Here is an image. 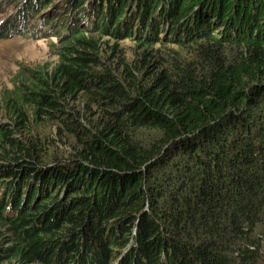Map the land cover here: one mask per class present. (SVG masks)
Returning <instances> with one entry per match:
<instances>
[{
  "label": "trees",
  "instance_id": "trees-1",
  "mask_svg": "<svg viewBox=\"0 0 264 264\" xmlns=\"http://www.w3.org/2000/svg\"><path fill=\"white\" fill-rule=\"evenodd\" d=\"M68 1L55 11L73 24L64 26L70 54L0 91L9 117L0 121V192L16 210L0 211V264H68L71 253L81 264L112 255L159 264L166 254L180 264H264V0H155L151 13L163 10L173 31L161 35L162 19L146 18L152 34L140 43L173 35L186 57L160 65L145 51L119 72L94 69L100 57L84 30H107L118 13L114 33L129 37L118 31L128 1ZM82 93L99 108L71 106ZM26 185L42 199L21 208L24 192L15 194ZM60 232L74 243L57 252Z\"/></svg>",
  "mask_w": 264,
  "mask_h": 264
},
{
  "label": "rangeland",
  "instance_id": "rangeland-1",
  "mask_svg": "<svg viewBox=\"0 0 264 264\" xmlns=\"http://www.w3.org/2000/svg\"><path fill=\"white\" fill-rule=\"evenodd\" d=\"M25 1L26 6L21 8ZM48 1L0 0V90L6 86L11 87V84L29 80L31 76L29 73L30 70L52 71V68L55 67L64 53L70 54L71 47H69L67 42V37L70 34H67L64 28V24L67 21L62 20L61 22L62 15L55 11V5L57 3L62 1L66 4L69 1L51 0V3ZM87 1L85 6L87 5ZM89 1L91 4L95 0ZM127 1L124 16L121 17V19L127 22L123 23L122 30L118 31L125 33V35L131 34L129 37L118 39L114 33L115 28H113V25L104 31L103 28L84 31L86 37L92 39L96 44V52L100 57L99 63L94 66V69L111 68V70L119 72L125 62L133 63L135 60H140L145 51L156 54L157 57L151 58V61L159 60L160 65L169 62L171 55L177 58L186 57L185 54L180 53L179 45H175L174 40L171 39L173 35L167 37L164 43L157 44L154 47H147L140 43L139 38L149 39L152 34L148 32V26L142 22L146 18L154 22L162 19L163 22L160 23V26L166 31L167 35H170L173 30L166 27L163 18L160 16V13L164 12L163 10L161 12L158 7L155 13H151L153 8L158 6H154L153 2L155 0H143L145 6L143 4L140 5V0ZM166 4L170 6L172 3L167 1ZM35 5L37 7L34 8ZM49 12L50 14H48ZM47 14L48 16L45 18ZM117 14L114 16L116 17ZM205 17L207 18L208 15ZM209 18L212 19V17ZM204 21V25L206 26V20ZM72 25V22H68V29ZM218 25L217 23H212L207 28L216 29ZM182 26H184V23ZM109 30L112 32H109ZM161 35L163 34L161 33ZM163 44L166 45L162 46ZM231 49H234V47H231ZM154 50L158 51L155 53ZM148 56L147 54L146 59H148ZM151 73L153 71H150L149 74ZM122 85L128 91V84ZM71 104L96 106L92 105V102L87 100L84 94L79 95ZM97 116L95 115L94 118H97ZM1 119L6 120L8 117L5 115L3 117L0 116ZM40 130L47 135L49 140L62 141V138L58 134L56 136L53 128L42 127ZM1 185L6 186L7 184ZM50 202L54 206L52 212L61 214L59 205L51 200ZM6 235L8 237L2 239L3 246H13L15 236L12 233ZM5 260L6 258L2 264H7ZM10 263H15V260L8 262V264ZM68 264H70L69 261Z\"/></svg>",
  "mask_w": 264,
  "mask_h": 264
},
{
  "label": "clouds",
  "instance_id": "clouds-1",
  "mask_svg": "<svg viewBox=\"0 0 264 264\" xmlns=\"http://www.w3.org/2000/svg\"><path fill=\"white\" fill-rule=\"evenodd\" d=\"M105 4H106V6H105V8L107 9L108 8V5H107V2H105ZM106 20H107V18H106ZM114 20H115V16L114 17H112V20H110V22H111V24L112 25H114L113 23H114ZM105 21V20H104ZM120 21H122V23H121V28L119 29V30H122V28H123V23H126L127 21H124L123 19H121ZM70 22V21H69ZM65 24H68L67 22L65 23ZM65 24H64V26H65ZM138 25V24H137ZM117 26V25H116ZM115 26V27H116ZM114 27V28H115ZM136 27V26H135ZM68 29H66V31H67ZM85 30H93V28L92 29H85ZM84 30V31H85ZM162 34H166V31L164 30L163 32H162ZM124 86V85H123ZM13 87V84H11V87H4V88H2L1 90H3V89H5V88H12ZM0 90V91H1ZM102 92V91H101ZM82 94H84V97L86 98V96H85V93H82ZM81 95V94H80ZM79 96V95H78ZM77 99V98H76ZM87 99V98H86ZM87 100H89V99H87ZM74 101V100H73ZM91 101V100H90ZM92 102V101H91ZM71 103H72V101H71ZM92 105H93V103H92ZM71 106H72V104H71ZM96 107H98L97 105H96ZM99 108V107H98ZM5 114H3V115H0L1 117H3ZM5 116H7V115H5ZM8 117V116H7ZM8 119H9V117H8ZM8 119H1V120H3V121H7ZM0 120V121H1ZM56 136H57V134H56ZM41 167H45L44 165H41ZM2 184H6L5 182H3ZM1 187V186H0ZM22 192H24V197H23V200L21 201V208H23L24 207V205H25V203L26 202H28L29 201V199H31V200H34V202H36V201H38L39 199H42V192H41V190H40V187L37 185V187L36 188H34V189H30V187H29V185H26L24 188H22L19 192H17L16 194H15V197L17 198V194L19 193V195H20V193H22ZM32 196V197H31ZM7 199H5V195H4V189H3V192H0V205L2 206V208L0 209V211H1V214H2V216L3 217H7V216H9V215H11L12 213H14L16 210H14V203H13V200H12V198H9L10 197V194H7ZM51 210H50V213H53V214H55L56 215V221L58 220V213H55V212H52V209L54 208L53 207V204H51ZM49 212H48V210L47 209H45V210H43L42 211V215L38 218V216H35V220H37L38 222L37 223H35V225H37V226H40L42 223H45L46 221H47V219H48V216H49V214H48ZM52 222H55L54 220L52 221ZM64 234V233H63ZM52 241H54V242H56L57 243V245H59V248H58V250H57V252H60V251H63V249L65 248V246H71L73 243H74V240H72V238L71 237H68V236H62L61 235V232L60 233H57V234H55L53 237H52V239H51ZM83 249L81 248L80 250H79V252H81ZM70 251V250H69ZM78 252V253H79ZM97 253H98V251H97ZM73 254H75V253H71V256H73ZM164 255V254H163ZM69 257L71 260L69 261V263L70 264H81V262L77 259V254L75 255L76 256V258H73V257ZM6 258V257H5ZM4 258V259H5ZM96 258H97V256H96ZM3 262H4V260H3ZM2 262V263H3ZM1 263V264H2ZM108 263H110V264H121V261H120V258H117V257H115V256H113L112 255V258L110 259V261L108 262ZM64 264H66V263H64ZM135 264V263H134ZM159 264H180V262L177 260V259H175V258H171V256H168V254H166V255H164V258L163 259H161L160 261H159ZM184 264H192V262L190 261V259L187 257L186 258V260H185V263Z\"/></svg>",
  "mask_w": 264,
  "mask_h": 264
},
{
  "label": "bare ground",
  "instance_id": "bare-ground-1",
  "mask_svg": "<svg viewBox=\"0 0 264 264\" xmlns=\"http://www.w3.org/2000/svg\"><path fill=\"white\" fill-rule=\"evenodd\" d=\"M25 6H26V1H25V3L21 6V8H23V7H25ZM35 6H36V5H35ZM35 6H34V7H35ZM48 14H50V12H49ZM48 14L46 15V17L48 16ZM46 17H45V18H46ZM91 261H92V260H91ZM91 261H90V262H91ZM92 263H93V262H92ZM85 264H86V263H85Z\"/></svg>",
  "mask_w": 264,
  "mask_h": 264
}]
</instances>
